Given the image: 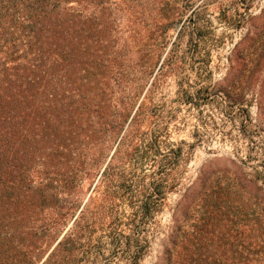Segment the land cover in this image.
<instances>
[{"label": "rangeland", "instance_id": "rangeland-1", "mask_svg": "<svg viewBox=\"0 0 264 264\" xmlns=\"http://www.w3.org/2000/svg\"><path fill=\"white\" fill-rule=\"evenodd\" d=\"M84 5L75 7L105 29L96 47L106 67L93 69L92 90L106 114L92 121L93 143L77 153L76 180L59 189L73 209L59 213L43 260L60 241L59 264H155L200 173L231 162L264 170V0ZM160 181L164 205L140 255V243L123 238L138 201ZM45 224L53 225L51 214Z\"/></svg>", "mask_w": 264, "mask_h": 264}, {"label": "trees", "instance_id": "trees-1", "mask_svg": "<svg viewBox=\"0 0 264 264\" xmlns=\"http://www.w3.org/2000/svg\"><path fill=\"white\" fill-rule=\"evenodd\" d=\"M90 3L0 0V264H59L60 241L43 258L59 213L73 209L60 190L76 180L77 153L93 143L92 121L106 114L92 90L93 69L106 67L96 47L105 29L75 7ZM165 189L158 182L135 206L123 239L140 243V255ZM178 207L182 219L174 215L155 264H264V170L231 162L200 173Z\"/></svg>", "mask_w": 264, "mask_h": 264}]
</instances>
